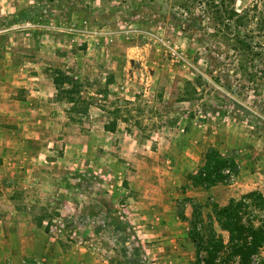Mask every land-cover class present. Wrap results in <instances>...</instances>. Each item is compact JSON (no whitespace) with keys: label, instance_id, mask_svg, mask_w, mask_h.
Listing matches in <instances>:
<instances>
[{"label":"rangeland","instance_id":"1","mask_svg":"<svg viewBox=\"0 0 264 264\" xmlns=\"http://www.w3.org/2000/svg\"><path fill=\"white\" fill-rule=\"evenodd\" d=\"M205 2L0 0V264H195L194 215L264 195V0Z\"/></svg>","mask_w":264,"mask_h":264},{"label":"trees","instance_id":"2","mask_svg":"<svg viewBox=\"0 0 264 264\" xmlns=\"http://www.w3.org/2000/svg\"><path fill=\"white\" fill-rule=\"evenodd\" d=\"M205 3L214 9L215 0H206ZM185 7H189L188 4ZM216 12L220 13L218 10ZM232 15L244 17V14L234 10L231 11ZM219 18L220 22L224 20L222 15ZM56 72L53 76L56 89L66 95L72 109H75L83 99L79 83L60 71ZM66 83L69 88L65 87ZM206 159V164L194 176L195 182L206 188L217 182H228L239 172L234 158L223 157L214 148L208 150ZM213 213L214 217L209 216L207 224L200 214H195L191 221L193 241L197 244L195 264H264L261 255L264 248L263 193L252 190L239 198H231L225 205L215 203ZM216 225L222 232H227V236L219 232Z\"/></svg>","mask_w":264,"mask_h":264}]
</instances>
